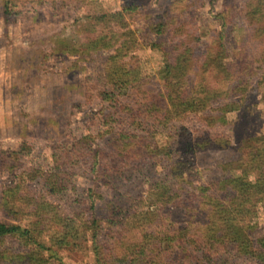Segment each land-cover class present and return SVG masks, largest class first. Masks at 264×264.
Returning <instances> with one entry per match:
<instances>
[{
	"label": "rangeland",
	"instance_id": "374dc122",
	"mask_svg": "<svg viewBox=\"0 0 264 264\" xmlns=\"http://www.w3.org/2000/svg\"><path fill=\"white\" fill-rule=\"evenodd\" d=\"M250 1L0 0V221L31 226L46 199L61 226L79 225L94 202L107 264H133L124 257L151 238L164 264H263L237 244L209 239L205 204L207 195L232 197L231 178L250 171L256 180L250 150L258 155L264 142V22L250 19ZM162 22L169 29L160 35L154 27ZM222 51L226 74L201 64ZM181 54L191 64L169 79L167 62ZM113 56L169 116H148L142 98L110 71ZM168 80L182 86L175 92ZM177 94L189 103L175 107L169 97ZM201 97L211 100L198 111ZM83 139L82 147L103 153L99 181L87 160L59 162ZM52 170L60 173L53 195L41 178L31 180ZM23 171L31 176L21 184ZM18 184L33 204L12 221L2 201ZM243 232L262 249L263 202ZM69 243L47 264H97L89 233ZM28 252L15 239L0 241V264H33Z\"/></svg>",
	"mask_w": 264,
	"mask_h": 264
},
{
	"label": "trees",
	"instance_id": "16d2710c",
	"mask_svg": "<svg viewBox=\"0 0 264 264\" xmlns=\"http://www.w3.org/2000/svg\"><path fill=\"white\" fill-rule=\"evenodd\" d=\"M249 7L251 10L249 12V17L251 20H256L258 22H264V0H251L249 2ZM5 15L9 17L11 12L9 7H5ZM115 17L121 16L122 13L114 14ZM169 29V25L166 22L157 23L154 27V32L157 34H164ZM259 32L264 34V26L259 29ZM223 48V44H220ZM225 53V52H224ZM222 52H217L216 55L210 57L201 63L205 68L211 67L218 72L226 74L228 70L224 67L225 54ZM114 60V65L111 67L110 71L113 72L123 83V87L129 89L132 88L135 91V94L142 98L144 107L146 109L148 116L158 120L161 119L163 115L169 116L171 113L170 107H161L152 105V100L156 99V96L149 90L147 84L143 82L140 76L130 70L126 66L119 65L118 58L116 56L112 57ZM184 54H181L177 60H168L166 65V75L168 78L176 79L178 74L181 71L184 72V68L188 69L191 64L190 61H187L185 64ZM111 76V73H110ZM170 81V86L172 90H177L182 86L181 81L174 82ZM106 96V95H105ZM185 97L181 95L170 96L169 100H174L173 105L177 108H180L184 104H188L189 101H185ZM211 98V97H210ZM209 97L199 98L201 104L198 107V111L201 109H206L208 102L211 100ZM150 105L148 106V104ZM189 109L197 110V105H187ZM150 110V112H149ZM165 111V113H163ZM136 139L137 136H134ZM133 137H126L128 141L134 139ZM86 143L80 141L72 151H66L64 155L60 156V164L62 166H68L78 163L80 160H87L90 163V170L93 176H95L96 181L100 180L102 173H100L101 164L103 161V153L100 149L94 148L92 146L82 147V144ZM128 148L131 144H126L125 147ZM260 152L258 155L251 154L250 167L251 171L256 172V180L250 178V171H246L244 175L231 178L227 180L228 184L231 186V189L235 191L232 197L224 199L223 197H215L214 195H207L206 197V207L209 213L208 218L210 219V227L207 229L209 239H214L216 241L223 242H232L237 244L239 250L247 255H256L264 264V239H262L261 247L262 249H252L251 241L244 235V224H248L251 217L256 215L258 210L259 202L264 203V142L261 144ZM133 150H131L132 152ZM14 154V153H13ZM130 154V153H129ZM12 155V153L10 154ZM65 159V160H64ZM75 160L77 162H75ZM254 164V167H252ZM17 165L10 166V172L16 174ZM8 168V167H7ZM25 176H31L29 172L23 171L20 175L21 184L26 183ZM42 179L45 182L47 191L49 194L53 195L58 190V183L60 178V173L57 170H52L46 172L41 176L34 175L31 176V180ZM218 185V184H215ZM205 190V189H204ZM5 197L2 201V208L4 212L9 216V218L14 221L18 220L19 216L23 214V210L26 206L33 204L31 202V197L28 192L22 191V185H13L6 187ZM207 193V192H206ZM167 195V194H164ZM162 196L164 200L165 196ZM171 196V195H169ZM45 197V195H44ZM29 200V201H28ZM39 200V197L35 194V203ZM28 201V203H27ZM44 207H36V213L39 217L38 221L31 224V226H23L21 224H16L13 222H1L0 221V241H5L8 238L15 239L21 242L23 245L29 248V252L24 256V258L33 264H47L50 259L59 258V249L67 245H71L69 240L71 238L77 239L82 233H89L91 237L92 246L96 255L97 264H107V258L111 255L105 254V249L100 239V228L101 223L100 219L95 214V203L92 202L89 206L91 211V217L89 219L85 218L84 215L80 216V224L77 225L72 222L65 223V226H61L60 222L57 220L58 217H54L52 213L47 209L52 206L49 201L46 199L43 203ZM52 217H49L50 215ZM47 216V217H45ZM56 218V219H55ZM60 219V218H59ZM64 220L63 218L60 219ZM51 222L55 223L56 227L51 225ZM251 224V223H250ZM50 232L49 234L46 231ZM151 237V236H150ZM152 239V238H151ZM147 240L148 242L142 244L140 251L137 253H132L130 257H124V260L131 259L133 264H164L160 259L162 252L158 250L157 243L153 240ZM52 241L55 242L52 244ZM61 241H63L61 243ZM74 244V245H73ZM79 244L78 240H73L72 245L77 246ZM81 248V247H80Z\"/></svg>",
	"mask_w": 264,
	"mask_h": 264
}]
</instances>
